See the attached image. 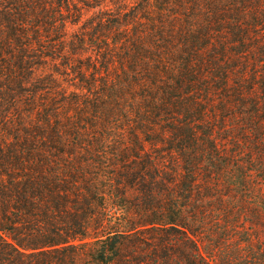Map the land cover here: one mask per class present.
I'll return each mask as SVG.
<instances>
[{
	"label": "trees",
	"instance_id": "obj_1",
	"mask_svg": "<svg viewBox=\"0 0 264 264\" xmlns=\"http://www.w3.org/2000/svg\"><path fill=\"white\" fill-rule=\"evenodd\" d=\"M113 4L0 0V264H264V0Z\"/></svg>",
	"mask_w": 264,
	"mask_h": 264
},
{
	"label": "rangeland",
	"instance_id": "obj_2",
	"mask_svg": "<svg viewBox=\"0 0 264 264\" xmlns=\"http://www.w3.org/2000/svg\"><path fill=\"white\" fill-rule=\"evenodd\" d=\"M77 1V4L78 5H81V7L83 8L82 10V14H81V19H80V22L81 24H71L70 27H69V33L73 32V31H77L79 30L80 28V25H87V26H90L91 24V21H93L95 19V23L98 19V16L102 15V13L100 12L101 9H105V8H115L113 2L115 0H112L113 2H110L108 0H99V2L97 3L96 1L94 0H88V1H92V3L90 4L91 6H86L84 5V3L82 2V0H75ZM108 6V7H107ZM72 19H74L75 17L74 16H71ZM101 31V30H100ZM116 39H119V36L118 34L115 35V37L113 38V40H116ZM50 62V61H49ZM54 62H52L50 66V68L52 69H55V67L53 66ZM48 67V66H47ZM46 67V68H47ZM46 72V69H42V73H45ZM107 109L105 108V105H98L97 106V109L95 111V115L96 116H86L88 119L91 118L92 119V122H95L96 120V117L97 116H101L102 114H104V111H106ZM113 118V117H112ZM111 118V119H112ZM93 132H94V129H93ZM96 133H98L97 131H95ZM217 137H220V135L218 134ZM234 147V146H232ZM235 148V147H234Z\"/></svg>",
	"mask_w": 264,
	"mask_h": 264
}]
</instances>
